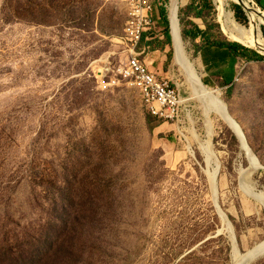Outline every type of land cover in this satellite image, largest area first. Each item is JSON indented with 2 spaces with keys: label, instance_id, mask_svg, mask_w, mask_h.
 <instances>
[{
  "label": "rangeland",
  "instance_id": "1",
  "mask_svg": "<svg viewBox=\"0 0 264 264\" xmlns=\"http://www.w3.org/2000/svg\"><path fill=\"white\" fill-rule=\"evenodd\" d=\"M150 1L156 25L138 49L185 100L172 122L153 117L135 88L105 87L128 61L129 0H0V264H233L230 234L242 255L264 241V207L247 189L264 190V169L213 113L218 206L205 104L176 57L173 0ZM228 8L252 27L241 4ZM180 19L206 85L201 48L238 42L215 0H181ZM238 44L248 50L236 47L237 80L206 86L264 165V53Z\"/></svg>",
  "mask_w": 264,
  "mask_h": 264
},
{
  "label": "bare ground",
  "instance_id": "2",
  "mask_svg": "<svg viewBox=\"0 0 264 264\" xmlns=\"http://www.w3.org/2000/svg\"><path fill=\"white\" fill-rule=\"evenodd\" d=\"M234 1L238 4H241L245 7L247 14H249L250 22L252 27L247 28L240 24L235 16V14L228 8L229 2ZM220 13L222 14L225 20V27L229 36L236 42L246 46V47H258L261 48L264 53V38L262 33V20L264 19V12L261 9L254 10L253 6L248 0H215ZM180 3L181 0H173L171 5L172 17L171 26H172V35L175 42L176 57L179 64H181L189 74L190 83L194 87L195 96L202 100L205 104V113H206V123L208 128V138L201 141L202 148L206 152L209 163V172L213 184L214 196L217 191V174L220 168V160L214 149L213 138H214V122L212 115L213 113L219 114L225 121L230 124V126L235 130V132L240 137L242 141L243 148H246L248 151L249 159L252 162L254 168L257 169L259 162L255 154L250 153V150L247 148V145L242 137V125L231 115L226 103L221 99V93L216 90L208 88L203 79L201 78L196 66L190 60L189 55L187 54L186 44L183 36V29L180 19ZM185 100H181L183 103ZM183 134L184 132L181 131ZM196 137L199 138L194 129ZM188 139L189 137L186 136ZM190 152L194 155L193 147L190 143L189 146ZM246 183V181H245ZM247 189L250 193V196L253 197L259 205L264 207V190H257L255 186L247 182ZM223 213L222 209H220ZM224 220L227 223L228 231H231L230 224L227 221V217L223 213ZM226 226V225H225ZM231 233V232H230ZM232 244H233V264H247L256 261L257 259L264 256V241L261 244H258L251 252L246 255H242L240 250L236 248L234 244V238L230 234Z\"/></svg>",
  "mask_w": 264,
  "mask_h": 264
},
{
  "label": "built area",
  "instance_id": "3",
  "mask_svg": "<svg viewBox=\"0 0 264 264\" xmlns=\"http://www.w3.org/2000/svg\"><path fill=\"white\" fill-rule=\"evenodd\" d=\"M248 1L253 7H258L256 0ZM129 2V18L124 30L128 61L113 70V75L104 85L112 88L123 83L135 88L142 95L150 114L162 122L175 121L180 117L182 107L179 88L174 86L172 79L153 70L138 49L144 35L156 25L152 14L153 5L150 0Z\"/></svg>",
  "mask_w": 264,
  "mask_h": 264
},
{
  "label": "crops",
  "instance_id": "4",
  "mask_svg": "<svg viewBox=\"0 0 264 264\" xmlns=\"http://www.w3.org/2000/svg\"><path fill=\"white\" fill-rule=\"evenodd\" d=\"M259 1L264 3V0ZM239 53L232 43L205 44L200 50V63L206 85L217 88L231 86L238 75Z\"/></svg>",
  "mask_w": 264,
  "mask_h": 264
},
{
  "label": "water",
  "instance_id": "5",
  "mask_svg": "<svg viewBox=\"0 0 264 264\" xmlns=\"http://www.w3.org/2000/svg\"><path fill=\"white\" fill-rule=\"evenodd\" d=\"M243 6V5H242ZM244 7V6H243ZM245 8V7H244ZM246 10V9H245ZM171 28H172V26H171ZM241 130H242V137L244 138V141H245V143H246V145H247V148L250 150V153H252V154H255L256 156H257V160H258V162H259V165L257 166V170H259V169H264V165L261 163V160H260V158L258 157V155L254 152V150H253V148L251 147V145H250V143H249V141H248V138H247V136H246V134H245V131H244V129H243V127L241 128ZM241 141V140H240ZM245 152H247L248 153V151L246 150V148H242ZM246 153V154H247ZM247 157H248V159H249V155L247 154ZM249 161H250V159H249ZM220 168H221V165H220ZM220 168H219V172H220ZM219 172H218V174H219ZM218 174H217V176H218ZM216 180H217V177H216ZM216 198H217V202H218V184H217V191H216ZM218 206L220 207V205H219V202H218ZM221 208V207H220ZM237 247V246H236ZM238 248V247H237ZM239 250V249H238ZM251 263H253V262H251ZM251 263H247V264H251Z\"/></svg>",
  "mask_w": 264,
  "mask_h": 264
},
{
  "label": "trees",
  "instance_id": "6",
  "mask_svg": "<svg viewBox=\"0 0 264 264\" xmlns=\"http://www.w3.org/2000/svg\"><path fill=\"white\" fill-rule=\"evenodd\" d=\"M232 41H234V40H232ZM234 42H236V41H234ZM233 46H235V47H242L241 45H239L238 43H235V44H233ZM243 49H246V50H248L247 48H245V47H242ZM237 50H238V48H236ZM258 59L259 60H264V57L263 56H261V55H258ZM152 115V114H151ZM153 116V115H152ZM153 117H155V116H153ZM156 118V117H155ZM158 121H160L158 118H156Z\"/></svg>",
  "mask_w": 264,
  "mask_h": 264
}]
</instances>
